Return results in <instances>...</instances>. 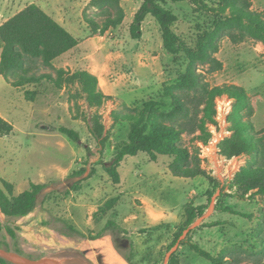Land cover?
I'll use <instances>...</instances> for the list:
<instances>
[{"label": "rangeland", "instance_id": "obj_1", "mask_svg": "<svg viewBox=\"0 0 264 264\" xmlns=\"http://www.w3.org/2000/svg\"><path fill=\"white\" fill-rule=\"evenodd\" d=\"M203 1L214 9L224 5L222 0ZM90 2L0 0V13L5 12L0 22L30 4L44 7L59 20L69 16L79 22L82 49L93 57L85 61V68L89 63L98 66L103 71L99 88L114 96L104 99L98 109L89 106L83 85L71 79L75 72L84 71L81 67H33L31 72L36 76L48 73L53 78L62 70L58 88L46 80L14 88L0 75V117L15 127L10 134L0 136V186L3 182L10 184L13 195L28 189L30 182L46 186L27 216L7 219L0 213V223L13 227L17 235L14 242L3 231L0 246L6 242L9 252L18 254V248L22 253L18 254L22 259L9 263L49 259L57 264H169L174 254L179 264H210L182 245L190 238L212 256L230 259V264H264V221L260 216L264 198H237L228 190L248 158L227 159L220 153L219 146L232 134L229 118L234 103L226 96L213 101L215 124H205L210 141L202 146L192 137L201 133L198 125L206 95L187 85L177 90L190 108L189 118L183 121L187 131L181 145L197 157L211 181L203 175L193 179L174 177L170 171L176 166L173 157L158 156L152 161L140 153L124 160L118 169L120 184L112 183L103 166L111 161L115 145L126 140L129 131L128 123L115 121L112 116L137 112L146 102L153 103L152 108L159 112H170L165 88L187 75L189 59L182 53L173 61L161 45L159 27L151 16L142 24L141 38L131 39L129 24L142 0H119L126 17L121 25L103 34L93 33L86 22L85 15L104 20L100 9L87 7ZM248 3V11L264 19V0ZM166 5L178 16L173 30L191 52H195L200 38L211 35L220 25L215 38L218 49L212 55L220 67L198 61L191 69L207 90L242 88L251 111H236L251 122L250 132L260 133L264 128V44L225 15L194 11L188 2ZM106 8L114 13L108 4ZM120 52L128 54L126 67L115 59ZM132 56L139 57L135 67L130 66ZM26 91L35 93L34 101L26 100ZM94 115L102 124L104 145L91 133ZM60 127L77 132L79 140L74 142L60 133ZM111 202L114 207L108 209ZM189 203L206 208L184 228V210ZM220 203L246 216L219 211ZM161 206L170 208L174 215L162 217ZM108 222L122 227L124 233L107 227ZM213 222L220 225L205 227Z\"/></svg>", "mask_w": 264, "mask_h": 264}, {"label": "trees", "instance_id": "obj_2", "mask_svg": "<svg viewBox=\"0 0 264 264\" xmlns=\"http://www.w3.org/2000/svg\"><path fill=\"white\" fill-rule=\"evenodd\" d=\"M222 1L224 5L214 9L203 0H142L133 14L129 24L131 39L139 40L141 38L142 24L147 16H151L159 27L163 49L172 56L173 61H177L180 54L185 53L189 59V67L187 75L180 82L165 88V96L171 102L172 110L170 112H159L152 108L153 103L146 102L137 112H121L112 116L115 121L129 124L127 139L115 145L111 161L103 166L114 185H119L121 182L118 169L124 160L128 157H136L140 153L147 154L152 161H155L158 156L173 157L176 166H171L170 171L174 177L193 179L203 175L211 181V178L206 176L202 170L197 157L187 147L181 145L183 134L187 131L183 121L189 118L190 108L184 98L177 93V90L187 85L189 88L196 87L206 95L205 106L202 110L203 116L198 125L201 133L192 137L194 142L202 146H206L210 141V134L205 132V124H215L213 120L215 98L224 95L233 101L234 108L229 118L232 134L223 140L219 150L227 159L246 156L248 162L235 174L232 182L228 185V190L234 191L233 196L237 198H264V128L258 134L250 132L251 122L245 121L240 112L236 111L237 109L251 111L247 94L237 86L207 90L200 84L196 73L191 69L198 61L220 67V63L212 56L218 49L215 38L220 25L216 26L211 35L200 38L195 52H191L184 47L180 36L173 30L178 16L166 5L167 2L173 4L188 2L194 11L225 15L230 22L247 28L254 38L264 44V19L258 13L248 11V0ZM106 4L114 9V13L111 9L106 8ZM87 7L100 9L101 16L104 18L99 21L97 16H84L93 33L103 34L110 27L121 25L125 19V11L119 0H91ZM78 43L76 38L38 5L30 4L0 25V75L14 88L28 84L35 85L41 80H46L58 88L60 87L59 80L64 75L62 70L57 71V78H53L48 73L36 76L31 71L36 65L51 66L56 58L76 47ZM71 79H78L81 82L91 107L98 109L104 99L110 98V96L104 95L99 88L97 78L87 71H77L71 75ZM24 97L27 101H34L35 93L26 91ZM92 122L93 137L100 145H104L106 137L102 136V124L99 122V117L92 116ZM13 129L12 124L0 117V136L10 134ZM59 131L74 142L79 140L78 133L72 129L60 127ZM45 187L44 184L30 182L28 189L18 195H13L10 184L3 182L0 186V213L7 219L27 216L35 208L37 197ZM113 207V202L107 205L108 209ZM205 208L206 206H194L189 203L184 210L186 215L184 228L193 224L204 213ZM218 210L246 216L221 203ZM260 216L264 221V211ZM218 225H220L219 222H213L205 224V227ZM107 227L119 233L125 231L114 222H108ZM3 231L12 241L17 240L15 229L10 225L0 223V233ZM1 245L9 251L6 242H2ZM182 245H187L210 264H230L231 262L228 258L212 256L201 249L198 244L193 243L190 238L184 240ZM15 252L22 254L18 248H15ZM0 264L11 263L0 258ZM169 264H179L177 256L173 254Z\"/></svg>", "mask_w": 264, "mask_h": 264}, {"label": "crops", "instance_id": "obj_3", "mask_svg": "<svg viewBox=\"0 0 264 264\" xmlns=\"http://www.w3.org/2000/svg\"><path fill=\"white\" fill-rule=\"evenodd\" d=\"M40 7L48 15H50L51 17H53V19H55L62 27H64L74 38H76L79 41V43H78V45L76 47H74L70 51L62 54L58 58H56L52 62V64L54 66L58 67L59 69L62 68V69H66V70L68 68L71 69V70H73V69H78L79 67H81L82 70L87 71L88 73L94 75L97 78V80H98V85H100V87H102V80H100V77H102L103 71L101 69L99 70L98 66L94 65L93 63H89V67H91L92 69H90L89 67L88 68H85V65H84L85 64V61L87 59H88V61H92L93 60V57L90 54H86L84 52V50L82 49V47L84 45V40H83V38L81 37V35L79 33V29H81V27H82V26L79 27V22L76 23L69 16L59 20L56 16H54L51 13H49L48 11H46L44 9V7H42V6H40ZM135 12H136V10H135ZM2 14H5V12L2 13ZM2 14L0 13V20H1V17L3 16ZM148 17L149 16L146 17L145 21L148 19ZM8 19H10V18H6V19L2 20L0 22V25L3 24L4 22H6ZM161 45H162V42H161ZM0 55H1V48H0ZM115 59L116 60H119V61H122L125 64V67H126L125 61L128 59V54L127 53H124V52H120L119 54L116 55V58ZM131 59H132V61L130 62L131 63L130 66L131 67H135V65L137 66L138 64H136L135 60L138 61L139 60V57L138 56H136V57L135 56H132ZM103 93L106 96L114 97V96H111V95L106 94L105 92H103ZM14 129H15V127H14Z\"/></svg>", "mask_w": 264, "mask_h": 264}, {"label": "water", "instance_id": "obj_4", "mask_svg": "<svg viewBox=\"0 0 264 264\" xmlns=\"http://www.w3.org/2000/svg\"><path fill=\"white\" fill-rule=\"evenodd\" d=\"M0 258L6 260L7 262H15L16 260L22 259L20 255L11 253L1 246H0ZM25 264H57V263L49 259H40V260L25 259Z\"/></svg>", "mask_w": 264, "mask_h": 264}, {"label": "clouds", "instance_id": "obj_5", "mask_svg": "<svg viewBox=\"0 0 264 264\" xmlns=\"http://www.w3.org/2000/svg\"><path fill=\"white\" fill-rule=\"evenodd\" d=\"M160 211H161L162 217H165V218L174 215L172 210L170 208H168V207H165V206H161L160 207Z\"/></svg>", "mask_w": 264, "mask_h": 264}]
</instances>
